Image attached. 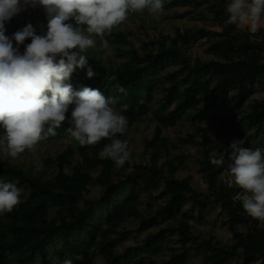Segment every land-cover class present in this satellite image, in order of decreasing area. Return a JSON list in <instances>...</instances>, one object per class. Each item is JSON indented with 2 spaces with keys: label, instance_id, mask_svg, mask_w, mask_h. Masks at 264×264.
Segmentation results:
<instances>
[{
  "label": "trees",
  "instance_id": "trees-1",
  "mask_svg": "<svg viewBox=\"0 0 264 264\" xmlns=\"http://www.w3.org/2000/svg\"><path fill=\"white\" fill-rule=\"evenodd\" d=\"M164 3V10H184L169 19H192L197 12L200 20L217 26L219 32L175 28L173 36L147 40L137 50L130 33L116 31L104 38L118 56L128 54V61L109 67L98 51L89 48L84 55L97 75L87 78L86 68H76L68 81L74 90L88 86L106 98H117L114 107L127 117L126 129L152 119L151 138L143 144L147 162L126 161L117 170L111 159L98 155L110 139L80 146L66 131L72 126L70 119L55 129V136L37 144L43 147L67 141L63 150L43 159L39 172L23 163L0 162V179L16 183L22 190L21 203L0 214V264H63L66 258L77 255L84 259L73 260V264H94L97 257L103 264H193L199 254L198 264L233 260L264 264V220L244 211L238 198L243 189L228 186L231 175L227 166L210 162L217 155L216 140L208 128L225 129L246 144L257 141V147L264 150V99L253 98L256 90L264 92V30L252 33L226 25L227 0ZM37 6H26L6 22L5 34L11 37L31 23L43 35L46 13ZM144 14L129 12L128 16L137 17L144 27ZM202 40L211 56L189 57L188 47ZM30 42L26 38L19 46ZM113 75L116 80L110 81L108 77ZM116 85L125 88L126 94ZM70 111L71 106L69 116ZM190 115L203 122L196 130L198 143L192 134L177 137L175 142L165 135V131L178 129L182 119ZM115 138L126 141L125 132ZM192 143L198 147L195 161L206 186L204 193L193 190L190 176L182 180L175 177L187 159L177 152ZM161 184L162 190L155 197ZM93 187L99 192L90 199ZM210 204L220 209L221 225L230 236L228 246L192 232V223L203 221ZM129 222H136V226L129 229ZM129 237L139 242L119 250Z\"/></svg>",
  "mask_w": 264,
  "mask_h": 264
},
{
  "label": "clouds",
  "instance_id": "clouds-1",
  "mask_svg": "<svg viewBox=\"0 0 264 264\" xmlns=\"http://www.w3.org/2000/svg\"><path fill=\"white\" fill-rule=\"evenodd\" d=\"M28 5L44 8L45 33L37 34L27 23L9 37L5 23ZM164 7V0H0V153L16 158L26 150L34 152L40 141L55 136V129L70 119L72 126L66 131L80 146L110 139L98 155L111 159L119 170L130 153L127 141L115 138L128 125L127 117L114 107L117 98H106L100 90L88 86L74 90L68 81L76 68H86L87 78L97 75L85 51L97 46V38L102 48H109L105 35L124 22L129 12L157 14ZM226 11V25L255 33L264 15V0H230ZM26 38L31 42L21 54L18 46ZM108 79L114 81L116 76ZM116 88L126 94L125 88ZM244 143V139H234L210 162L216 166L226 163L231 175L228 186L235 184L243 189L238 198L244 211L264 220V150L243 147ZM21 191L16 183L0 179V214L11 212L21 203ZM83 259L77 255L66 258L63 264Z\"/></svg>",
  "mask_w": 264,
  "mask_h": 264
},
{
  "label": "rangeland",
  "instance_id": "rangeland-1",
  "mask_svg": "<svg viewBox=\"0 0 264 264\" xmlns=\"http://www.w3.org/2000/svg\"><path fill=\"white\" fill-rule=\"evenodd\" d=\"M230 2V0H227ZM38 7V6H35ZM33 7V8H35ZM29 8H32L29 5ZM183 9H173V10H163L157 14H150L147 10H145L144 14V27L141 26L140 20L137 17L128 18L122 22L120 25L114 27L111 33L116 31H123L125 33H130L132 36L131 41L135 47V49H139L142 42H146L147 40L155 41L159 36H173L175 28L179 31L185 30H195V29H203L209 33H218L219 28L206 20H200L197 17V12H195L190 18H184L182 20H173L169 19L172 14H183ZM28 13V12H27ZM29 16L31 15L28 13ZM40 18V17H38ZM36 29V28H35ZM241 30L249 31L247 28H240ZM259 30H264V17L261 18L260 28ZM250 32V31H249ZM36 33L40 35L38 29H36ZM108 35V34H106ZM210 37V34H209ZM98 43L96 47L93 49L98 53L99 58L109 67L119 66L122 63H125L129 59L128 54H122L118 56L110 47L104 49L99 44V38H97ZM13 46L17 47L15 41H13ZM19 52L22 54L25 46H18ZM208 45L205 43V40L199 41L190 47H188L187 54L191 58H201L206 59L211 56L208 52ZM253 98L257 100L264 99V92H260L256 90L254 92ZM203 123V122H202ZM199 121H195L194 117L190 115L189 117H184L181 123L178 126V129L175 131H165V135L168 136L173 142H175L176 138L184 137L186 134H192L194 141L196 143L199 142V137L197 134V127L203 125ZM154 128V123L151 118L142 120L139 124H136L131 129L125 130L126 141L128 144V151L130 153V159L128 160L131 163L135 164H145L147 162V158L143 153V144L146 140H149L152 135V131ZM208 128L211 131V137L216 140V145L214 149V154L219 156L221 153H224V150L228 147V145L235 139L229 133L226 132L225 129H219L217 126H210ZM237 140V139H235ZM196 143H192L190 146L186 148H180L177 152V155L187 156L184 164L179 167L178 173L176 174V179L182 180L186 177L190 176L192 178L191 186L194 191L199 193H204L206 191V186L204 185L201 176L198 172V167L196 163V157L198 152V147ZM67 141H56L52 142L46 146H38L36 145L35 151H28L19 154L16 158L5 157L2 153H0V162L5 160H9L10 163L18 164L23 163L26 166L32 167V170L39 172L41 170L42 161L47 156H53L54 154L59 153L66 146ZM243 147H250L252 149H256L257 141H253L250 144L244 143ZM225 160L227 162V154L225 153ZM225 166L226 163H225ZM162 190V184L159 190L155 193V197L159 195ZM99 189L97 187H93L90 189L89 198L95 199L98 195ZM189 205L187 204L185 208ZM197 212V211H196ZM203 221H195L192 223V232L195 236H202L203 238H213L215 242L220 243L223 246H228L230 244V236L228 232L221 225L220 209L216 205L210 204L207 211L203 215ZM262 221V220H260ZM129 229H132L136 226V222H129L127 225ZM139 242V239H135L133 237L127 238L123 243L119 245V250L125 248L127 246H134ZM200 260V254L196 258H194L193 264H198ZM94 264H103V262L97 257ZM228 264H240L236 260L231 261Z\"/></svg>",
  "mask_w": 264,
  "mask_h": 264
}]
</instances>
